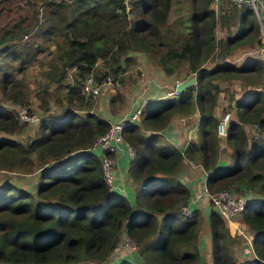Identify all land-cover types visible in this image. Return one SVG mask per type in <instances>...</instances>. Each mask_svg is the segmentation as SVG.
Masks as SVG:
<instances>
[{"label":"trees","instance_id":"trees-1","mask_svg":"<svg viewBox=\"0 0 264 264\" xmlns=\"http://www.w3.org/2000/svg\"><path fill=\"white\" fill-rule=\"evenodd\" d=\"M39 1L40 13L27 10L0 26V169L38 170L30 189L0 181V264L108 262L122 232L135 242L140 261L117 257L108 264H264V58L231 59L241 46H264L252 6L221 3L217 11L212 0ZM217 25L224 27L221 36ZM49 53L35 90L39 124L28 141L11 137L21 127L16 106L30 103L24 74ZM137 53L165 76L185 66L195 82L146 100L138 121L123 127L133 148L132 203L109 188L90 149L110 122L92 109L81 84L89 73L98 83L107 76L122 79L124 64L135 62ZM232 78L251 87L231 100L235 107L223 136L217 132L225 109L220 93ZM116 95L108 98L111 112ZM52 97L59 103L55 111ZM191 113L197 114L193 137L179 147L163 129L173 116ZM255 123L258 136L251 134ZM223 144L232 163L219 162ZM186 160L201 166L211 191L254 193L237 214L250 228L252 258L238 261L234 245L241 240L210 203L207 215L198 207L190 215L181 212L191 196L179 176ZM204 220L211 263L201 259Z\"/></svg>","mask_w":264,"mask_h":264},{"label":"rangeland","instance_id":"rangeland-1","mask_svg":"<svg viewBox=\"0 0 264 264\" xmlns=\"http://www.w3.org/2000/svg\"><path fill=\"white\" fill-rule=\"evenodd\" d=\"M40 3H41V1H39V0L38 1L34 0L32 2V5L30 4V2L28 0H0V26L6 25L9 21H12L14 18L18 17L19 14H23L27 10L35 9V11H38L40 13V11L42 9ZM222 3L225 4V1H223ZM212 6L215 8L213 3H212ZM215 9H217V8H215ZM174 10H176V9H174ZM174 10H172V14L175 13ZM217 11H218V9H217ZM262 18H263V23H264V15ZM216 32L219 36L223 35L224 34V27L221 25H217ZM261 40L264 41L263 24H262V28H261ZM251 53H258L262 57H264V48L258 47V46H253L252 44H247L245 47L241 46L236 51L235 55H233L231 57V59H233L234 61L237 62L244 55L251 54ZM49 55H50V53L44 54V55L40 54L39 62H35V64L30 65L29 68L27 69L26 73L24 74V77L29 82L30 87H31V98H30V103L28 104L29 107L28 106L27 107H28L29 111L34 112L39 117V119L34 120V121H30V122H22V121H19L17 119L18 122L20 123L21 127H20V129H18L17 132L10 134L9 136H11V137H15V138L22 140V141H28L30 139V136L33 134L34 130L36 129V127L39 124L40 117H41V115H43V113H42L41 108L38 105L39 99L35 95V90H36V86H37V81L41 80L43 78L42 75L40 74V70L42 69V67L44 65L42 63H44L47 60V58H49ZM135 60H137V62L136 61L135 62L129 61V62L124 64L126 70L123 73L122 79L117 78L116 79L117 81L111 82L110 87H107V88L100 90L99 94L96 97L86 99V100H89L93 103L92 109L99 111V107L102 103H103L105 109H108L106 107L107 102L105 99L109 98L110 95L117 93L116 96H118V97L115 99V102H116L115 106H118V108H116L114 110V112L127 111L126 109L130 104V98L137 90V88H134V85L141 83V81L144 79V74H142L141 72H144V69L148 68L147 63L146 64L143 63V61L139 57L135 58ZM138 60L140 61L139 63H138ZM212 63L213 62H211V61H207L206 65L210 66V65H212ZM135 64H137V65H135ZM139 67L142 70H140ZM72 70L73 69H71V68L69 69L70 72H72ZM186 72H187L186 68H185V66H183L180 68V70L175 72L176 73L175 76L185 77V76L191 75L190 73H186ZM68 77L71 78V75L69 74ZM222 83H224V89L220 93V95H221L220 103H221V105H223L225 107V109L220 115H222L226 111H230L231 115H232V112L234 109L231 105V100L234 97H236L238 94H240L243 90L248 89L251 86H249L247 83H244L243 80L238 79V78H232L231 81H227V82L224 81ZM263 84H264V79H263ZM51 86L54 87V84H51ZM225 86H226V88H225ZM111 87H112V89H110ZM118 93H120V94H118ZM103 95L105 96L103 98L104 102L102 100ZM61 97H62V95H61ZM126 98H128L127 101H126ZM50 104H51L50 107H51L52 111L57 110L59 107V103L53 97L50 100ZM19 106H22V104L17 105L16 110ZM109 108H110V104H109ZM218 112L220 113L219 108H218ZM192 114L193 113H191L189 116L183 118L184 119V120H182L183 123H181L182 127L191 126L190 124L192 123ZM173 117L177 118L179 116L175 115ZM179 137H183L182 132L179 135ZM187 137L191 138L192 133L191 134L188 133ZM173 142H175V141H173ZM232 161H233V159L231 160V163H232ZM36 170H37V165L30 172H25V171H22L19 169H17V170H5V169L2 170V169H0V181L4 180L5 178H8L12 182L18 184L20 187L30 189L32 187H36V181H37V177H38L37 176L38 170L37 171ZM238 193H240V192H238ZM236 217H238V216L236 215ZM226 222H227V219H226ZM206 225H208V224L204 220L202 227L206 226ZM125 234H126L125 232L121 233V238H120L119 242L123 239ZM201 234L205 236L206 231H202ZM234 234L237 235V237L239 236V237L243 238V240L245 239L244 236L239 235V233L234 232ZM250 235H251V231H250ZM239 237H238V239L241 240V242L237 241L234 245V248H235L234 251H235L236 255L240 254L241 249L244 251L243 245H244L245 241L243 242L242 239ZM206 238L208 239V236ZM206 245H207V243H204L202 245L201 258L203 259L204 263H207V261H208L206 258L207 257ZM119 254H121V255L118 256ZM251 254L252 253L246 254L245 259L252 258L253 254L252 255ZM117 257H120L121 260L124 259V260H131V261H135V262L140 261L139 260L140 255L137 253V251H134L133 249L128 248V247L117 252V255L111 254L109 256L108 262L112 261L113 259H117ZM118 261H120V260H118ZM238 261H240V259H238ZM108 262H97V261L87 260V261H79V262H76L73 264H108Z\"/></svg>","mask_w":264,"mask_h":264},{"label":"built area","instance_id":"built-area-1","mask_svg":"<svg viewBox=\"0 0 264 264\" xmlns=\"http://www.w3.org/2000/svg\"><path fill=\"white\" fill-rule=\"evenodd\" d=\"M223 1H225V3L229 4L230 6L249 4L254 9L255 15L262 26L264 0H212V3L214 4L215 8L218 9L219 5H221ZM186 77L188 76H174L170 81L148 77L145 88L153 83L154 86H161L164 87V89H162V91L156 90L152 95L149 96L146 95L139 97L138 101L128 113L117 119L110 120L108 129L100 134L91 145V151L95 153L101 161L103 176L111 190L117 191L116 189H122V186L120 187L115 181L113 173V156L111 157L109 154L111 152H115L121 144L125 145L130 156L133 154L132 146L123 137V127L128 123L138 121V116L140 114L142 105L147 99L151 97L160 98L175 95L178 92L175 88V85ZM111 82V77L107 76L106 79L98 83L95 81L93 74L89 73L82 80L81 92L84 98L89 99L91 97H95L100 92V90L110 87ZM157 83H160V85ZM230 115V111H226L220 115L217 124V132L223 136L226 135V126L229 123ZM16 116L17 119L22 122H30L39 119V117L34 112L29 111L26 105H22L17 108ZM257 135V133H254V136ZM253 194L254 193L249 190L238 193L235 190L229 188H221L211 191L205 182H203L200 186L194 187L192 189L190 198L181 206V212L184 215H190L193 211L192 202L205 197L225 219L230 220L233 217H236V215L245 206L247 200L251 198ZM237 228L240 229L239 226ZM239 232L242 233L241 230H239ZM127 247L135 250L136 244L127 234H125L123 239L113 247L111 254L117 255V252Z\"/></svg>","mask_w":264,"mask_h":264},{"label":"crops","instance_id":"crops-1","mask_svg":"<svg viewBox=\"0 0 264 264\" xmlns=\"http://www.w3.org/2000/svg\"><path fill=\"white\" fill-rule=\"evenodd\" d=\"M263 27H264V24H263ZM262 48H264V46ZM138 57L143 61V63H145V64L147 63V66H148L147 69H144V72H141L142 74H144V79L141 81L140 84L134 85V88H137V90L130 98V104L126 109L127 111L111 112L110 108H109L108 98L105 99L107 102L106 107L108 109H105V107L102 103L99 107V111L106 118L112 119V120L117 119V118L125 115L126 113H128L132 109V107L135 105V103L138 101L139 97H143L146 95L149 96V95H152L156 90L162 91V89H164V87H161V86H158V87L154 86L153 83L145 88L148 77H153V78L159 79V80L170 81L176 75V73H173L171 75L165 76L156 65H153V64L147 62L143 53H137V58ZM136 62H137V60H136ZM139 62L140 61L138 60V63ZM135 65H137V64H135ZM140 70H142V69L140 68ZM157 84L160 85V83H157ZM112 87L110 89H112ZM104 97L105 96L103 95L102 96L103 102H104V99H103ZM127 100H128V98H126V101ZM183 118L184 117L173 118L169 122V124L163 129L165 136L167 138L171 139V141H175V143L179 147H182V145L185 143L184 141H186L188 139V137H187L188 133L189 134L192 133V137H193L196 119H197V114L196 113L192 114V123L190 124L191 126L182 127L181 123H183L182 122V120H184ZM181 132L183 134V137H179ZM227 150H229L227 147H224V145L221 146L220 154H219V162L220 163H229L231 161V156L229 155V151H227ZM129 159H130V155H129L125 145L121 144L120 147L113 154V173H114V178H115L116 183L120 187L122 186V189L118 188L116 190L118 192L125 194L129 198V200L133 203L134 202V199H133V197H134V188H133L134 184H133V181L131 180V177H130L129 172H128ZM179 173H180L179 174L180 178L182 180H184L190 186L191 192H192V189L194 187L200 186L204 182V179H205V172L201 169V166L197 165V164H193V162H190L187 160L184 161V164L182 165L181 171ZM192 205H193V208L198 207L201 210V212H203L205 215H207L208 208L210 205L207 198L202 197L198 200H195L192 202ZM226 223L228 225L230 233H232V234H234V232L239 233V235H242L245 238L243 240V238L238 236L239 238L242 239L243 242L245 241V243L243 245L244 251L241 249L240 254L237 255L238 259L243 260L246 258L245 257L246 254H249V253L253 254L251 242H250V237H251L250 228H248L245 224H242L238 220L237 217H233L232 219L227 220ZM236 226L237 227L239 226L240 229H238ZM208 230H209L208 225L202 227V231H206V234H205V236L201 234V246L204 243H207V245H206L207 257L206 258L209 261V262L207 261V263H211L212 262L211 253H210L211 252L210 251L211 246H210V241H209L210 238L208 236V233H209ZM239 230H241L242 233L239 232ZM207 236H208V239L206 238ZM134 251H136V250H134ZM120 255L121 254H119L118 256H120ZM253 256L254 255H252V257ZM120 259L121 258L118 257L117 260H120Z\"/></svg>","mask_w":264,"mask_h":264},{"label":"water","instance_id":"water-1","mask_svg":"<svg viewBox=\"0 0 264 264\" xmlns=\"http://www.w3.org/2000/svg\"><path fill=\"white\" fill-rule=\"evenodd\" d=\"M195 78L193 76L187 77L186 79L179 81L175 88L177 91L183 90L185 87L189 86L190 84L194 83Z\"/></svg>","mask_w":264,"mask_h":264},{"label":"clouds","instance_id":"clouds-1","mask_svg":"<svg viewBox=\"0 0 264 264\" xmlns=\"http://www.w3.org/2000/svg\"><path fill=\"white\" fill-rule=\"evenodd\" d=\"M264 24V23H263ZM261 28H262V26H261ZM190 76H193V75H190ZM190 76H188V77H190ZM194 78H195V76H193ZM187 78V77H186ZM185 78V79H186ZM184 80V79H183ZM182 81V80H181ZM194 82H195V80H194ZM151 98H156V97H151ZM151 98H149V99H151ZM148 100V99H147ZM232 107L234 108L235 107V105H234V103H232ZM220 117V116H219ZM110 120H112V119H109V122H110ZM133 123V122H132ZM135 123V122H134ZM196 123H197V121H196ZM195 126H196V124H195ZM251 126L252 127H254V129H253V131H251V134L254 136V133H257V134H259V130L258 129H256L255 127L257 126V124H251ZM258 136V135H257ZM188 139H190V137H188ZM225 144V143H224ZM131 157V156H130ZM194 164V163H193ZM204 182H205V179H204ZM192 193V192H191ZM250 239H251V237H250ZM250 242H251V240H250ZM252 247V246H251Z\"/></svg>","mask_w":264,"mask_h":264}]
</instances>
